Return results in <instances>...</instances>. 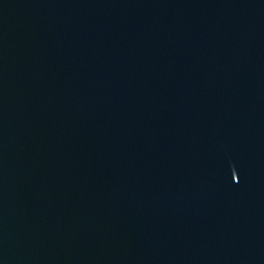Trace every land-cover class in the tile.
Segmentation results:
<instances>
[{
  "label": "water",
  "instance_id": "1",
  "mask_svg": "<svg viewBox=\"0 0 264 264\" xmlns=\"http://www.w3.org/2000/svg\"><path fill=\"white\" fill-rule=\"evenodd\" d=\"M0 264H264V0H0Z\"/></svg>",
  "mask_w": 264,
  "mask_h": 264
}]
</instances>
